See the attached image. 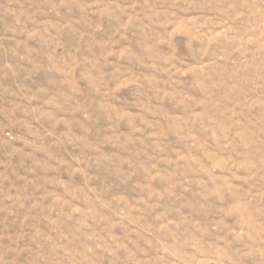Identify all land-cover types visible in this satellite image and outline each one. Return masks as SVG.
Segmentation results:
<instances>
[{"label":"rangeland","instance_id":"rangeland-1","mask_svg":"<svg viewBox=\"0 0 264 264\" xmlns=\"http://www.w3.org/2000/svg\"><path fill=\"white\" fill-rule=\"evenodd\" d=\"M0 264H264V0H0Z\"/></svg>","mask_w":264,"mask_h":264}]
</instances>
